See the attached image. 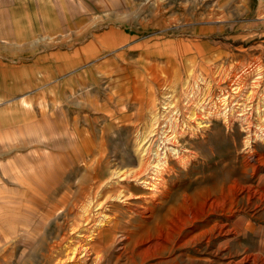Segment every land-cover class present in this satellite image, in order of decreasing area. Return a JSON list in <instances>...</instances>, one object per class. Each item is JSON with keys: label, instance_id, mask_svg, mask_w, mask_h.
Wrapping results in <instances>:
<instances>
[{"label": "rangeland", "instance_id": "obj_1", "mask_svg": "<svg viewBox=\"0 0 264 264\" xmlns=\"http://www.w3.org/2000/svg\"><path fill=\"white\" fill-rule=\"evenodd\" d=\"M99 1L75 39L0 51V264H264V0ZM196 82L228 119L198 120L155 188L109 181Z\"/></svg>", "mask_w": 264, "mask_h": 264}, {"label": "crops", "instance_id": "obj_2", "mask_svg": "<svg viewBox=\"0 0 264 264\" xmlns=\"http://www.w3.org/2000/svg\"><path fill=\"white\" fill-rule=\"evenodd\" d=\"M92 5L93 0H0V51L22 58L30 47L43 53L46 38L75 39L78 30L91 27Z\"/></svg>", "mask_w": 264, "mask_h": 264}, {"label": "bare ground", "instance_id": "obj_3", "mask_svg": "<svg viewBox=\"0 0 264 264\" xmlns=\"http://www.w3.org/2000/svg\"><path fill=\"white\" fill-rule=\"evenodd\" d=\"M158 23V22H157ZM92 35V34H91ZM125 36V35H124ZM77 38V37H76ZM77 45V44H76ZM202 75V74H201ZM203 77V75H202ZM203 79V78H202ZM191 80V79H190ZM197 80V78H196ZM185 81V79L183 80ZM256 81V80H255ZM160 83V82H159ZM188 83V82H187ZM186 83V85H187ZM191 83V82H190ZM190 83L184 87V89L182 90V92L184 91L183 93V103L184 104H189V106H186L185 108H183L185 111V113H183V121L181 123V125H177L179 126V129H175L176 131H173L172 134H165L164 135V132L163 131H160L159 128L157 127H160V119L161 117V112L158 113V115L155 116L154 119L151 120V124H150V131L148 129H146L149 133L148 135H146V137L144 135H142L143 137H139V136H134V140H133V145H134V151L136 152V155L138 156V168L135 169L134 168H128L126 171L124 172H120L121 173H114L112 174L111 178L109 179V181H112V180H120L122 185H124L125 187H130L132 183H137L139 185H144V186H155L157 184V182H159L160 178H161V174L164 170H166L165 168L168 166L170 160H171V154L172 156H177L179 154V150H178V146L179 145V142L181 141V139L187 135V133H189L190 131H192V133H194L195 131L198 130L197 126L199 127L200 125H196V122L198 120H201L203 118H205L204 121H206L207 123L211 121V117H217V116H221L222 118H224V120L228 119V115L226 112H224V114H222V110L220 109L221 108V105H211V107L209 108V110H206L204 111L203 109V106L201 107H198V103H197V98L195 99L194 96L191 95V93L193 92V90H195V86L197 85V87H199V82H196L194 83L193 86L190 85ZM178 85V84H177ZM181 86V85H180ZM179 87V86H178ZM171 88V87H170ZM241 88V87H240ZM180 89V88H178ZM175 91V90H174ZM177 92V90H176ZM181 92V91H180ZM196 94V93H194ZM179 97V96H178ZM217 97V96H216ZM168 99V98H167ZM218 99V98H217ZM216 99V100H217ZM168 101V100H167ZM170 101V100H169ZM172 101V100H171ZM166 103V102H165ZM182 103V102H181ZM146 104V103H145ZM168 104V103H167ZM166 104V105H167ZM169 105V104H168ZM192 105L196 106L197 108H194V107H191ZM162 107V106H161ZM181 110V109H180ZM205 113H204V112ZM179 112V111H178ZM181 115H182V111L179 112ZM219 114V115H218ZM217 115V116H216ZM147 116V115H146ZM159 116H161L159 118ZM173 116V115H172ZM154 117V116H153ZM249 117V116H248ZM237 118V117H236ZM245 119V117H244ZM229 121V120H228ZM146 123V122H145ZM192 123H195L196 127H194V125H192ZM227 123V122H225ZM82 124V123H81ZM129 124V123H128ZM134 125V124H133ZM175 125V124H174ZM172 126V125H171ZM173 128H178V127H173ZM162 129V128H161ZM146 131V133H147ZM159 132V133H158ZM161 132V133H160ZM142 133V132H141ZM151 133H156L157 134V137L154 138V136H152ZM194 135V134H193ZM249 142V141H248ZM251 146V145H250ZM171 147V148H170ZM154 148V149H153ZM161 148V151L159 150ZM165 150V151H164ZM163 151V152H162ZM93 152V151H92ZM154 153V157L152 156ZM100 156V155H99ZM182 156V155H181ZM180 155L178 156L180 158V160H182V157ZM177 157V158H178ZM100 158V157H99ZM153 158V159H152ZM176 158V159H177ZM186 158V157H185ZM189 158V157H187ZM97 159H98V156H97ZM152 160V161H151ZM186 160V159H185ZM184 160V162H185ZM191 160V159H190ZM189 160V161H190ZM96 162V161H95ZM95 164V163H94ZM93 164V165H94ZM182 164V163H181ZM152 165L153 168L151 170H153V172L155 173V177H152L151 176V181H148V176L149 175V166ZM111 173V172H110ZM111 175V174H110ZM109 175V176H110ZM99 176V175H98ZM98 179V178H97ZM106 180V179H104ZM162 180V179H161ZM103 181V179L101 180ZM114 182V181H113ZM238 182V181H237ZM94 183V182H93ZM101 183V182H100ZM105 183V182H104ZM112 183V182H111ZM110 184V183H108ZM117 184V183H116ZM102 185V183H101ZM112 185V184H111ZM238 185V184H236ZM100 186V185H99ZM110 186V185H108ZM101 187V186H100ZM240 187V185H239ZM99 188V187H98ZM103 188V187H101ZM155 188V187H154ZM232 188V187H231ZM242 188V187H241ZM236 189V188H235ZM240 189V188H239ZM245 189V188H244ZM249 189H250V185H249ZM97 190V189H96ZM120 190V189H119ZM122 190V188H121ZM124 190V189H123ZM157 190V189H156ZM94 191V189H93ZM111 191V190H110ZM223 191V190H222ZM236 191V190H235ZM125 192V191H123ZM132 192V191H131ZM130 192V194H131ZM156 192V191H155ZM229 192V191H228ZM98 193V192H97ZM121 193V192H120ZM256 193V191H255ZM133 194V193H132ZM131 194V195H132ZM250 194V193H248ZM118 195V194H117ZM123 195V194H122ZM135 195V194H134ZM228 195V194H227ZM261 195V194H260ZM126 196V195H124ZM189 196V195H188ZM129 197V196H128ZM260 197V196H258ZM263 197V196H262ZM118 200H121L123 197H121V194L118 195L116 197ZM234 198V196L232 197ZM115 199V198H114ZM82 200V199H81ZM184 200V199H183ZM225 200V199H224ZM226 201V200H225ZM159 202V201H158ZM216 203V202H215ZM98 204V203H97ZM96 204V205H97ZM184 204V202H183ZM210 204V203H209ZM100 205V204H99ZM102 205V204H101ZM210 206V205H209ZM226 206V204H225ZM230 206H233V205H230ZM86 207V205H85ZM89 207V206H88ZM94 207V206H93ZM100 207V206H99ZM90 208V207H89ZM211 208V206H210ZM220 208V207H219ZM105 209V208H104ZM91 210V209H90ZM89 210V211H90ZM93 210V209H92ZM170 210V209H169ZM227 210H230V209H227ZM232 210V209H231ZM87 211V210H86ZM100 211V210H99ZM223 211V210H222ZM104 212V211H103ZM82 214V213H81ZM90 214V212H89ZM88 214V215H89ZM86 215V213H85ZM87 215V216H88ZM94 215V214H93ZM83 216V215H82ZM94 217V216H92ZM91 218V217H90ZM89 218V219H90ZM100 218V217H99ZM110 218V217H109ZM108 218V219H109ZM230 218V217H229ZM87 219V218H86ZM95 219V218H94ZM98 219V218H97ZM73 220V219H72ZM90 221V220H89ZM96 221V219H95ZM97 224L95 225V228L94 227H91L89 229V233L91 235H89L88 237V241L92 240V238L94 237V234L96 232L95 229H97L98 227L100 228L101 226H103V221H102V218L100 220H97ZM81 222V221H80ZM107 222V221H106ZM182 222V221H181ZM83 223V221H82ZM92 223V222H91ZM94 224V223H93ZM78 225V224H77ZM80 225V224H79ZM86 226V230L88 231V227L87 225H84ZM187 226V225H186ZM81 227V226H80ZM82 228V227H81ZM84 228V229H85ZM104 229V228H102ZM72 230V229H71ZM86 231V232H87ZM101 231V230H98V232ZM71 233V232H70ZM175 233V232H174ZM62 234V233H61ZM76 234V232H75ZM80 235V234H79ZM84 235V234H83ZM88 235V234H87ZM100 235V233H99ZM93 236V237H92ZM78 237V236H77ZM84 238V237H83ZM118 238V237H117ZM70 239V238H69ZM86 239V238H85ZM72 240V239H71ZM94 240V239H93ZM87 241V242H88ZM67 243V242H66ZM81 243V242H80ZM90 243V242H89ZM74 244V243H73ZM83 246V245H82ZM90 246V245H88ZM65 247V246H64ZM94 247V246H93ZM96 247V246H95ZM159 247V246H158ZM71 248V247H70ZM144 248V247H143ZM59 249V248H58ZM93 249V248H92ZM175 249V248H174ZM141 250V249H140ZM77 251V250H76ZM79 251V250H78ZM89 252L88 249L86 247H82L79 254H77L78 256L79 255H82V257H86L89 255ZM67 255V254H66ZM72 255H73V252H72ZM75 256V254H74ZM73 256V257H74ZM68 259V257H67ZM76 259V258H75ZM69 260V259H68ZM67 260V261H68ZM71 260V259H70ZM73 260V259H72ZM71 260V262H72ZM66 261V262H67ZM80 260L77 259V262H79ZM95 261V260H94ZM250 261V260H249ZM75 262V261H74ZM65 264V263H64ZM80 264V263H79ZM248 264V263H247Z\"/></svg>", "mask_w": 264, "mask_h": 264}]
</instances>
